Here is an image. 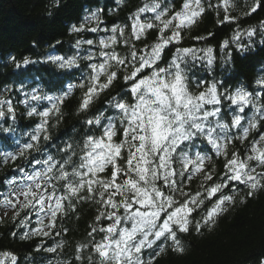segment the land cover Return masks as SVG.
<instances>
[{
  "label": "snow or ice",
  "instance_id": "snow-or-ice-1",
  "mask_svg": "<svg viewBox=\"0 0 264 264\" xmlns=\"http://www.w3.org/2000/svg\"><path fill=\"white\" fill-rule=\"evenodd\" d=\"M221 5L225 13L237 6L235 0H221ZM259 7L260 0H254L245 15L255 13ZM205 11L203 0H181L177 10L162 5L160 0H151L130 15L127 36L125 29L129 25L105 29L111 34L98 41V53L90 50L83 57L44 58V62L63 70L79 68L81 59L89 61L86 82L78 85L84 89L79 112L89 111L116 81L122 79L123 88L108 100L114 115L105 117L100 113L84 121L90 129L97 128L99 134L89 131L82 143H65L59 149V159L51 154L44 159L29 157L41 151V140L50 139V119H60L61 105L77 85H69L67 91L56 97L42 95L37 89L25 93L32 101L47 100L50 107L42 111L32 107L28 111L29 117H40L39 123L27 134V140L22 144L17 141L16 151L0 153V163L11 161L15 165L23 159L33 165L30 172L23 165L16 166L20 178L7 181L14 188L3 198V203L14 210V217L21 211L38 209L48 218L47 224L41 218L40 226L31 235H51L58 217L75 213L82 202H92L98 206L95 226L88 231L89 242L77 245V260L84 259L87 249L88 264H156L157 257L168 250L185 252L180 234L193 230V213L205 199L216 198L214 205L195 221L197 233L205 226H214L216 219L228 210L227 205L235 204L234 197L223 194L222 189L243 185L248 189V197L264 189V102L260 100L264 92L253 94L243 86L221 91L222 81L190 78V62H205L211 68L214 56L210 47H176L164 62L169 46L179 45L183 30L196 24ZM146 13H152L151 18H143ZM91 19L98 17L93 13ZM235 19L226 14L219 22ZM261 27L264 28V22ZM84 30L96 32L98 28H71L75 33ZM152 31L156 37L147 43ZM255 33V28L247 31L249 37ZM234 38L238 39L239 34ZM137 42H143V46L137 48ZM82 43L97 46L91 39L77 40V49ZM117 45H123L127 53L118 52ZM200 52L203 55H198ZM11 59L16 62L15 57ZM36 62L25 57L16 62V67ZM256 83L264 90V78ZM225 101L232 112L230 122L222 119ZM247 109H251V116ZM14 112L11 100L0 99V118L10 116L14 120ZM0 130L13 131L11 127ZM254 131L257 135L249 140ZM198 140L210 145L215 156L223 157L221 182H216L214 167L206 164L212 157L199 149L192 152ZM237 140L247 142L244 153L229 151V145ZM197 175L202 179L203 192L185 191L186 184ZM98 234H102L99 240ZM28 236L25 233L21 238ZM62 246L43 250L55 253ZM17 259L11 252L0 253V264H17Z\"/></svg>",
  "mask_w": 264,
  "mask_h": 264
},
{
  "label": "trees",
  "instance_id": "trees-1",
  "mask_svg": "<svg viewBox=\"0 0 264 264\" xmlns=\"http://www.w3.org/2000/svg\"><path fill=\"white\" fill-rule=\"evenodd\" d=\"M160 2L177 10L181 0ZM253 2L254 0H235L237 6L230 7L225 13L221 0H203L205 14L196 24L183 30V39L179 45L169 46L164 54V62L171 58L176 47H210L214 56L211 68L205 62H190V78L222 81L221 91L243 86L253 94L264 92L256 83L264 78V28L261 27L264 22V0H260V7L255 13L245 15ZM144 3H151V0H0V99L11 100L15 109L14 120L10 116L0 118V129H13L10 133L0 130V153L16 151L17 141L22 144L28 139L27 134L40 121L38 116L27 115L32 107H36L38 111L50 107L47 100L32 101L25 96V93H31L33 89L39 90L42 95L56 97L67 91L69 85H77L61 105L60 119L57 120L55 116L50 119V139L41 140V151L31 153L29 159H44L48 154L59 159V149L65 143L80 144L89 131L99 134L97 128L90 129L84 121L100 113H104L105 117L114 115V111L108 106V100L121 91L123 80L116 81L110 91L101 94L89 111L79 112L78 104L84 89L78 85L86 82L90 71L86 67L89 61L81 59L79 68L63 70L44 62V58L47 55L83 57L90 50L98 53V41L111 34L105 29H110L113 25H129L125 29L127 36L131 24L130 15ZM209 4L212 7H208ZM218 5L220 6L217 7ZM93 13L98 19H91ZM226 14L236 19L220 23ZM151 16L152 13H146L143 18L149 19ZM73 25H85L86 29L97 27L98 30L75 33L71 31ZM251 28H255L256 33L249 37L247 31ZM237 34L239 38L235 39ZM155 37L156 32H150L146 42L151 43ZM88 39L96 41L97 46L82 43L77 49V40ZM142 46L143 42H137V48ZM240 46H243V50ZM116 50L121 54L127 53L123 45H117ZM11 57H15L16 62L25 57L37 62L17 68ZM260 100L264 102V95ZM246 113L251 116V109H247ZM231 116L232 112L225 101L222 119L230 122ZM256 135L255 131L252 132L249 140ZM246 144L247 142L237 140L229 145V151L244 153ZM197 149L212 157L206 164L214 167L216 182H221L223 157L215 156L211 146L200 140L196 141L192 152ZM17 165H23L29 172L33 168V165L23 159L18 160L15 165L11 161L7 164L0 163V253L7 251L15 254L17 264H88L89 251L85 249L84 259L77 260L76 247L89 242L88 231L90 226H95L98 206L92 202H82L77 205L75 213L69 212L68 216L57 218L56 228L50 230L51 235H31L33 229L40 226L38 221L41 218L45 224L48 223L44 213H40L38 209L25 210L14 217V210L3 203V198L14 188L7 181L20 178L21 174L15 171ZM176 166L179 167V164ZM201 183L202 179L197 175L186 184L185 191L191 194L203 192ZM221 191L232 195L235 204L227 205L228 210L216 219L214 226H205L197 233L194 230L195 221L200 220L214 205L216 198L205 199L204 204L193 213V230L180 234L185 252L178 254L168 250L157 257L156 264H261L264 261V189L258 190L252 197L247 196L248 189L243 185H232ZM102 223L106 224L108 221ZM57 232L60 234L56 235ZM25 233L29 236L22 239ZM101 235H96V239L99 240ZM57 244L63 246L55 253L43 250ZM38 247L41 248L40 251H36Z\"/></svg>",
  "mask_w": 264,
  "mask_h": 264
}]
</instances>
